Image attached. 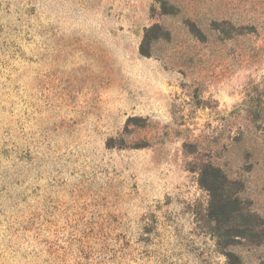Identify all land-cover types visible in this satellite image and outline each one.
Here are the masks:
<instances>
[{"label":"rangeland","instance_id":"rangeland-1","mask_svg":"<svg viewBox=\"0 0 264 264\" xmlns=\"http://www.w3.org/2000/svg\"><path fill=\"white\" fill-rule=\"evenodd\" d=\"M261 94L264 0H0V264H264Z\"/></svg>","mask_w":264,"mask_h":264},{"label":"trees","instance_id":"trees-1","mask_svg":"<svg viewBox=\"0 0 264 264\" xmlns=\"http://www.w3.org/2000/svg\"><path fill=\"white\" fill-rule=\"evenodd\" d=\"M142 53L146 54L147 52H144V50H142ZM264 97V94H261Z\"/></svg>","mask_w":264,"mask_h":264}]
</instances>
